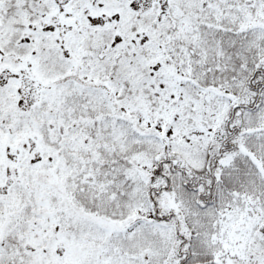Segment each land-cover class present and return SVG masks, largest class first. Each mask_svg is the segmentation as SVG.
Returning <instances> with one entry per match:
<instances>
[{
	"label": "snow or ice",
	"instance_id": "snow-or-ice-1",
	"mask_svg": "<svg viewBox=\"0 0 264 264\" xmlns=\"http://www.w3.org/2000/svg\"><path fill=\"white\" fill-rule=\"evenodd\" d=\"M0 264H264V0H0Z\"/></svg>",
	"mask_w": 264,
	"mask_h": 264
}]
</instances>
